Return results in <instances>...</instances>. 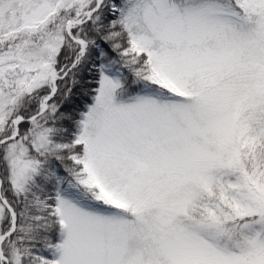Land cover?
<instances>
[{
	"label": "rangeland",
	"instance_id": "obj_1",
	"mask_svg": "<svg viewBox=\"0 0 264 264\" xmlns=\"http://www.w3.org/2000/svg\"><path fill=\"white\" fill-rule=\"evenodd\" d=\"M95 1L97 7L102 0ZM89 2L0 0V43ZM122 6L132 48L147 53V79L160 86L118 99V71L99 68L97 93L76 137L85 148L82 183L97 191L87 198L57 190L62 233L52 263L264 264V0H123ZM73 22L58 23L37 45L0 52V126L14 86L33 85L36 70L62 43V28L72 33ZM47 144L41 130L33 147ZM8 158L19 187L36 162L24 157L21 143L9 144ZM228 175L236 181L223 182ZM213 194L216 210L194 217V200ZM201 228L233 249L216 246ZM254 228L260 232L247 236Z\"/></svg>",
	"mask_w": 264,
	"mask_h": 264
},
{
	"label": "trees",
	"instance_id": "obj_2",
	"mask_svg": "<svg viewBox=\"0 0 264 264\" xmlns=\"http://www.w3.org/2000/svg\"><path fill=\"white\" fill-rule=\"evenodd\" d=\"M122 1L102 0L91 10L96 1L90 0L83 10H61L41 29L15 35L0 43V52L9 45H37L58 23L80 17L83 20L73 22L72 33H66L62 28V43L51 62L36 70L33 85L14 86L13 99L1 109L4 121L0 126V202L1 197L5 199L13 216L3 204L0 234L9 231L12 218L14 227L0 242V264H53L54 246L62 233L55 210L57 190L70 197L84 195L88 198L96 193L95 187L82 183L86 175L81 162L85 148L76 137L83 114L97 93L99 68L118 71V85L114 91L118 99L154 92L153 88L160 86L147 79L151 74L147 53L132 48ZM44 102L46 106L42 109ZM41 130L46 131L48 144L36 149L33 147L35 137ZM12 134H15L12 139L3 140ZM10 143H21L24 157L36 162L35 170L19 187L10 179ZM222 181L236 180L228 175ZM69 183L71 186L68 187ZM213 185L212 193H215L218 182ZM225 194L229 199L237 197L234 191ZM215 198V194L212 200L205 195L199 196L190 212L194 217H200L206 210L213 212L217 208L213 205ZM259 232L257 228L245 231L247 236ZM200 234L216 246H223L225 251L234 247L223 236L211 234L209 229L201 228Z\"/></svg>",
	"mask_w": 264,
	"mask_h": 264
},
{
	"label": "water",
	"instance_id": "obj_3",
	"mask_svg": "<svg viewBox=\"0 0 264 264\" xmlns=\"http://www.w3.org/2000/svg\"><path fill=\"white\" fill-rule=\"evenodd\" d=\"M44 106H45V104H44ZM13 136H14V135L9 136V137H7L6 139H10V138H12ZM2 202L4 203L5 207L8 209V211L10 212V214L13 215L11 208L9 207V205L7 204V202L5 201L4 198H2ZM13 227H14V223H13V218H12V226H11L10 230L7 231L6 233H3V234L0 236V241L2 240V238H4L6 235H8V234L12 231ZM0 253H1V251H0Z\"/></svg>",
	"mask_w": 264,
	"mask_h": 264
}]
</instances>
